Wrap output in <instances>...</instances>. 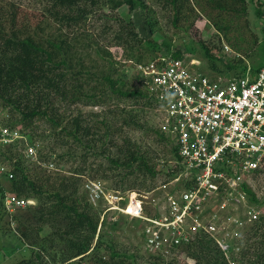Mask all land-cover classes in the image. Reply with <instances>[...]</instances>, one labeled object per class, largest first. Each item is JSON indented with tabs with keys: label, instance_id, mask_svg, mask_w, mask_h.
I'll use <instances>...</instances> for the list:
<instances>
[{
	"label": "trees",
	"instance_id": "1",
	"mask_svg": "<svg viewBox=\"0 0 264 264\" xmlns=\"http://www.w3.org/2000/svg\"><path fill=\"white\" fill-rule=\"evenodd\" d=\"M147 1L44 0L42 14L71 27L101 9L98 16L116 22L107 31L113 33L114 42L135 65L147 60L143 46L151 51L149 60L158 54V45L151 40L153 23L149 21L151 6ZM251 3L255 15L261 17L264 1L251 0ZM8 4L5 7L0 0V111L6 116L0 126L18 128L22 137L0 144V164L7 169L0 177V205L5 208L6 192L36 202L13 211L5 208L10 220L16 223L18 237L31 250L29 258H22L17 264H136L132 254L116 250L98 232L100 211L87 200L78 184L89 172L91 177L113 178L120 189L138 186L149 191L156 186L157 178L161 177L165 183L181 171L169 136L147 124L146 109L155 108V100L144 88L142 77L137 73V84H133L126 67L117 69V62H122L113 59L100 40L79 28L81 25H78L80 37L86 35L88 42L72 43L74 37L69 31L55 34L41 25L36 26L37 30L29 29L28 24L18 25L16 6L12 1ZM151 5L175 26L188 20V26H192L193 18L199 15L207 18L217 42L212 47L204 40L196 43L205 67L217 77L242 76L248 67L249 73L254 74L264 67V25L261 53L251 64L245 61L248 49L239 44L246 41L248 0H151ZM121 6H126L131 14L128 20L113 13ZM106 10L112 14H102ZM230 32L235 36H229ZM221 37L236 52L242 49L243 52L220 60L213 48L222 45ZM76 44L96 46L100 63H85V56L78 54ZM165 44L164 55L183 58L182 50H171L170 44ZM196 52L197 47L192 44L188 57H195ZM125 101L128 103L123 104ZM75 105L101 108L73 110ZM132 130L152 131L156 143L168 141L174 165L164 170L166 165L156 160L150 146L130 135ZM35 142H39L36 154L26 155L28 146H35ZM62 161L73 165L66 174L49 167L50 163L60 167ZM243 187L249 202L264 205V196H258L246 185ZM240 241L237 264H264V215L245 226ZM179 252L186 253L187 264H229L214 242L203 234L184 244ZM154 257L148 264H168L163 256Z\"/></svg>",
	"mask_w": 264,
	"mask_h": 264
},
{
	"label": "built area",
	"instance_id": "2",
	"mask_svg": "<svg viewBox=\"0 0 264 264\" xmlns=\"http://www.w3.org/2000/svg\"><path fill=\"white\" fill-rule=\"evenodd\" d=\"M135 67L161 114L160 132L169 136L182 169L148 191L149 200L139 194L121 205L120 193L106 194L100 185L91 187L89 194L104 199V213L118 209L141 219L145 248L153 256L178 255L180 247L203 234L229 264H237L245 226L264 215V205L249 202L243 189L252 188V178L259 189L264 184V67L254 74L248 67L242 76L211 77L198 59L170 55ZM18 137L16 130L0 127V144ZM34 153L29 146L26 155ZM6 170L0 164V177ZM30 203L32 199L5 193L8 211Z\"/></svg>",
	"mask_w": 264,
	"mask_h": 264
},
{
	"label": "rangeland",
	"instance_id": "3",
	"mask_svg": "<svg viewBox=\"0 0 264 264\" xmlns=\"http://www.w3.org/2000/svg\"><path fill=\"white\" fill-rule=\"evenodd\" d=\"M11 1L14 2V5L17 9L16 21L18 25L28 24L29 29L36 30V26L41 25V28H45L48 32L53 31L55 32V34H57L60 30L63 32L69 31L72 37H74L72 39L75 40H71V42L78 44L88 42V38L86 37V35L83 34L82 37H80L81 29L79 28L87 30L93 37H95V40H100V43L104 45V47H106L111 53L113 59L122 62L121 64L117 62V69H121V67H126L125 70L128 74V78L132 79L131 81L133 84H137V80L135 79V77L137 76V73L139 74V72L137 71L133 63V60L127 58L126 54L123 53L124 49L121 46L117 45L112 39L113 33L111 31H107L108 27L116 26V22L111 18L98 16V14L102 12L101 9L99 11H95L96 13L88 14L85 20L79 21L78 25L81 26L78 28V25H73L70 27L66 25L65 22L53 19L49 16V18L47 19L46 16L42 14L43 12H45L44 0H1L2 4L5 7H7L9 5L8 3ZM153 1L155 2V0ZM147 2L151 6L149 21L151 20V22L153 23L151 33L152 44L158 45V54L156 55H164L163 52L166 51L165 43H167L170 44L171 50H182L184 52L183 59L188 61L191 58L188 57L190 54L187 52L193 44L197 47L198 51L196 52L197 55L195 54V57L193 58L198 59L200 62L201 69L207 71L208 69L205 67V60L200 54V47H198L199 45L196 43L197 40H204L205 43L212 47V44L214 42H217V37L214 35V28L209 25L207 18L203 15H199L193 18L192 26H188L190 22L189 20L187 22L181 21L177 26H175L167 20V17L163 16V12L158 10L155 5H151V0H148ZM248 7L249 26L247 28L248 30H244V39L246 38V41L243 40V42H239V44H242L246 49H248L247 54L249 56L245 58V61L248 64H251L252 60H254L255 57H258L261 53V39L263 38L262 27L264 25V14L261 17H257L255 15L254 3H251V0H248ZM152 11H154V13H152ZM113 13L118 14L125 20H128V18L131 17V14L128 12L126 6L119 7V9L117 11H114ZM102 14L110 16L112 14V11L106 10L103 11ZM146 26L147 24H145V27L142 28V31L146 29ZM233 33L234 32H230L229 36L234 37L235 35ZM253 39H255L256 41L254 42ZM220 41L223 46L220 45V47L218 48H213V51L217 53L218 57L222 61L231 59L232 57L238 56L243 52V49L239 53L236 52L235 49L229 43H227L223 37L220 38ZM78 44L74 46L79 55L83 57L85 56V63L87 62L88 65L91 63L96 64V62L100 63V61H98L100 60V58H98V55L95 53L94 50L96 46H93L92 48H87L78 47ZM225 47H227V49ZM143 48H146V51L144 52V59H147L146 61H148L149 54L151 53V51L149 47L143 46ZM208 72L211 77H217L214 72L210 70H208L207 73ZM126 103H128V101L123 102V104ZM156 107L157 106L155 105V108L153 109L147 108L145 118L148 120L147 124H149L150 127L156 128L160 131L159 119L161 117V114L157 111ZM76 108H81L85 111L90 109L93 111H98L100 110L101 106L75 105L72 107L73 110H76ZM4 113V111H0V121L6 118ZM14 130L18 132L19 137H22V134L19 132L18 128ZM130 135L133 138L139 140L143 145L146 144L150 146L153 154L157 156L156 160H158L159 163H164L166 165L164 167V170L174 165L175 161L172 157V154L170 153V144L168 143V141L167 143H156V140L154 139L155 134L152 131H149V133H145L143 131L132 130L130 131ZM34 144L35 146H32L34 148V151L36 152V145H38L39 142H35ZM60 164V167L59 165L57 167H50L51 170H58L60 171V173L66 174L67 170H69L70 167L73 166L71 165V163L64 161H62ZM161 184L164 183H162V178L159 177L156 179V186H154L151 190L157 189L159 186H161ZM94 185H100L101 189H103L106 194L120 193V195L124 197V200L121 205H124L126 203L130 204V201L133 200L132 197L134 195L138 196L139 194L145 195L146 199L149 200V196L151 195L152 191L149 190L151 192H148L147 190H141V188H139L138 186L135 188L127 189L126 187L124 189H120L114 184L113 178L91 177L89 176V172H86L84 176L81 177V180L78 184L79 190L81 189L85 191L87 200L93 205L95 209H98L100 211L99 223L97 228L98 232L102 233L103 236H105L106 240L108 242H111L110 244H112V246H114L116 250L125 252L126 254H132L134 256L133 261L136 262V264H148L152 260H155V257L149 252H147L145 248V242L143 241L142 235V220L135 218L130 213L121 212L118 209H114L104 213V203H106L104 199H102L101 197L97 198V196L92 193L89 194L91 191V187H94ZM258 185L259 184H257V182L252 178L250 181V186L261 194L264 192V184L263 188L261 189L258 188ZM155 193L157 194L158 191L154 192V194ZM32 200V204H35V200ZM113 204H116V201H113ZM148 208L153 210V205H149ZM152 210H148V212H152ZM15 226L16 223L10 220V215L6 213L4 206H2L1 204L0 264H17L20 259L27 258L30 255V248L20 240L17 232L15 231ZM47 229L48 228H45L44 232H46ZM240 247L241 244H239V250ZM100 252L104 254L105 251L102 250ZM236 252V256H238L239 251ZM179 253L178 255H175L174 252L169 256L163 257L164 262L168 264L169 262L173 264H187L186 261L188 260L186 253ZM85 260H87V256H85ZM160 260H162V258H160L159 261ZM236 263L238 262L236 261Z\"/></svg>",
	"mask_w": 264,
	"mask_h": 264
},
{
	"label": "bare ground",
	"instance_id": "4",
	"mask_svg": "<svg viewBox=\"0 0 264 264\" xmlns=\"http://www.w3.org/2000/svg\"><path fill=\"white\" fill-rule=\"evenodd\" d=\"M129 211L131 210V208L128 209Z\"/></svg>",
	"mask_w": 264,
	"mask_h": 264
}]
</instances>
